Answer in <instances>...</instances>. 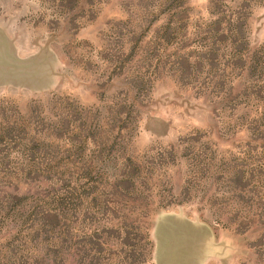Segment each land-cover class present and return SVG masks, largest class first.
Instances as JSON below:
<instances>
[{"label": "rangeland", "instance_id": "1", "mask_svg": "<svg viewBox=\"0 0 264 264\" xmlns=\"http://www.w3.org/2000/svg\"><path fill=\"white\" fill-rule=\"evenodd\" d=\"M0 264H264V0H0Z\"/></svg>", "mask_w": 264, "mask_h": 264}]
</instances>
